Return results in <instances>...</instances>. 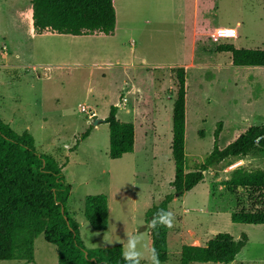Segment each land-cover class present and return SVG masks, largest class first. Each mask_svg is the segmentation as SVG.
Wrapping results in <instances>:
<instances>
[{
	"label": "rangeland",
	"instance_id": "1",
	"mask_svg": "<svg viewBox=\"0 0 264 264\" xmlns=\"http://www.w3.org/2000/svg\"><path fill=\"white\" fill-rule=\"evenodd\" d=\"M120 2L114 35L33 38L20 17L30 0H0V117L16 133L27 131L38 153L52 155L63 166L71 189L66 211L86 249L119 245L136 264H153L145 215L172 195L167 260L158 264H179L183 245L201 246L217 234L246 237L230 264H264V225L230 220L237 209L258 204L246 190L231 195L223 186L236 169L264 171V152L223 161L192 190L179 197L173 192L171 70L189 64V49L182 47L175 24L160 29L164 9L170 8L161 0ZM24 18L29 20V10ZM206 24L210 30H234L235 38L218 46L227 42L237 49H264V0H215ZM216 47L209 43L200 48L192 61L195 67L185 71L186 173L211 152L218 122L219 148L250 127L264 129V67L232 66L230 55L217 53ZM108 62L109 67L102 66ZM110 107L117 108L119 122L134 126L133 152L119 160L108 158L104 119ZM85 132L88 136L81 139ZM99 194L108 202L103 232L92 230L83 216L84 199ZM33 258V263L0 264H57L56 249L43 235L34 241Z\"/></svg>",
	"mask_w": 264,
	"mask_h": 264
},
{
	"label": "trees",
	"instance_id": "2",
	"mask_svg": "<svg viewBox=\"0 0 264 264\" xmlns=\"http://www.w3.org/2000/svg\"><path fill=\"white\" fill-rule=\"evenodd\" d=\"M32 28L36 34L112 35L115 13L112 0H30ZM217 53H229L235 67H264V49H237L230 44L216 47ZM174 75L175 96L171 107V159L174 176L173 192L179 197L192 190L204 179V173L230 159H242L255 151L264 152V129L250 127L224 148L217 146L222 129L218 122L214 144L203 162L186 173L185 145V71L171 70ZM117 108L110 107L104 123L108 126V158L119 160L133 152L134 126L119 122ZM88 136L82 134L81 139ZM76 147V145H75ZM61 166L52 155L35 150L32 136L16 133L0 118V262L33 263L35 239L43 235L55 247L57 264H136L126 258L122 247L86 249L78 225L66 211L70 187L66 185ZM224 188L235 195L246 190L258 204L250 210L237 209L230 215L235 224L264 225V171L245 172L236 169L223 182ZM172 195H166L145 215L150 237L151 260L155 250L158 263L167 260V210ZM83 216L94 231L108 228V202L105 195L87 196ZM163 220V221H162ZM246 244V237L234 240L228 234H217L204 246L183 245L179 264H230Z\"/></svg>",
	"mask_w": 264,
	"mask_h": 264
},
{
	"label": "crops",
	"instance_id": "3",
	"mask_svg": "<svg viewBox=\"0 0 264 264\" xmlns=\"http://www.w3.org/2000/svg\"><path fill=\"white\" fill-rule=\"evenodd\" d=\"M214 1L215 0H161L162 5L169 6L170 8L169 10L164 9V11H167V12L164 15H162L164 16V18L159 23L160 29L162 31H166L168 24H175L177 27L176 29L177 31H179V34H180L182 47L189 49V57H190L189 64L185 65L184 67H177V68H183L184 71H186L187 68L188 69L194 68L195 66L193 65L192 61L194 60L196 53L199 51L200 48L206 46L209 43L210 44L212 43L209 39V35L211 34V32H213V30H210L208 28L206 24V20H207V16L209 15L211 6H212V9L214 8ZM120 3H121L120 0H112V6L114 9V13H115V27H114V31L112 35H114L115 32L118 30V24H117L118 22H117L116 16L119 13ZM28 10H29V18L27 19L29 20H25L24 16L26 15L28 16ZM167 14L168 16L173 17L172 21L168 22ZM20 17L21 19H23L24 22L28 24L29 34L33 38H35L36 36H58V37L69 36L70 38L78 37V36H71V35H59V34L49 33V32H45L42 34H36L32 28L31 5L27 8V10H25L24 12L20 14ZM88 36L103 37L105 35L93 34V35H88ZM221 44H227V42H223ZM214 45L218 46L219 44L212 43V46ZM83 56H86V53H84ZM94 59H96V57ZM110 64L111 63L108 62L102 66L109 67ZM100 66L101 65H95L94 67L99 69ZM134 140H135V134H134ZM234 159H238V158H230L227 160L230 161ZM148 237H149V233H148ZM204 245H201V246H204ZM191 246H200V245L192 244Z\"/></svg>",
	"mask_w": 264,
	"mask_h": 264
},
{
	"label": "built area",
	"instance_id": "4",
	"mask_svg": "<svg viewBox=\"0 0 264 264\" xmlns=\"http://www.w3.org/2000/svg\"><path fill=\"white\" fill-rule=\"evenodd\" d=\"M230 38H235L234 30L225 28L213 30L209 35L210 41L214 44H219L221 40Z\"/></svg>",
	"mask_w": 264,
	"mask_h": 264
},
{
	"label": "clouds",
	"instance_id": "5",
	"mask_svg": "<svg viewBox=\"0 0 264 264\" xmlns=\"http://www.w3.org/2000/svg\"><path fill=\"white\" fill-rule=\"evenodd\" d=\"M163 221V220H162ZM132 253H126L125 255H131ZM152 259H153V264H158V261H157V256H156V253H155V250H153V255H152Z\"/></svg>",
	"mask_w": 264,
	"mask_h": 264
}]
</instances>
